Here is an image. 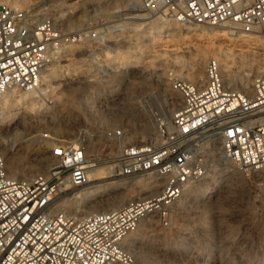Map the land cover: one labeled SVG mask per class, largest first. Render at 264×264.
I'll return each mask as SVG.
<instances>
[{"label": "built area", "instance_id": "built-area-1", "mask_svg": "<svg viewBox=\"0 0 264 264\" xmlns=\"http://www.w3.org/2000/svg\"><path fill=\"white\" fill-rule=\"evenodd\" d=\"M132 5L180 26H221L264 36V0H141ZM113 31L66 30L49 15L0 0V97L9 89L37 91L47 57L65 46L80 49L85 63L98 71L96 79L107 77L111 68L101 64L98 52ZM155 80L162 90L135 96L136 115L120 121L148 126L142 144L126 142L120 123L100 128L99 136L79 128L53 149L47 137L51 166L25 178L9 174L0 153V264H150L135 260L124 247L125 237L146 221L152 229L171 228L187 188L217 176L222 163L242 176L254 201L260 195L264 200V69L244 88L229 85L214 58L205 61L200 83L170 68ZM165 93L175 100L171 108ZM124 95L118 103L122 109ZM101 164L110 166L113 176L145 179L152 191L87 215L54 207L58 195L84 187L87 169Z\"/></svg>", "mask_w": 264, "mask_h": 264}, {"label": "rangeland", "instance_id": "rangeland-1", "mask_svg": "<svg viewBox=\"0 0 264 264\" xmlns=\"http://www.w3.org/2000/svg\"><path fill=\"white\" fill-rule=\"evenodd\" d=\"M6 1L11 5L28 8L34 14L49 15L66 30L81 27H107L114 30L107 36V46L98 52L101 64L111 68L107 77L101 80L94 77L98 71L85 63V56L78 47H63L58 53L54 52L48 58L50 61L45 62L47 65L43 66L42 76L53 69L56 77L41 86L37 92L39 97L35 98V106L22 109L19 105L13 108L12 113H17L15 117L0 116V152L3 149L12 151L18 160L17 174L20 176L21 173L27 174L23 169L26 162L32 163V160L43 158L52 161L49 153L50 140L47 137H52L53 149L57 143H67L79 128H87L89 132L99 136L100 128L120 123L127 130L126 142L133 144L129 132H139L138 129L145 126L135 124L131 119L120 122L135 114L131 104L133 98L140 93L156 90L160 92L163 86L155 80V76H162L169 68L177 76L188 80L186 75L191 58L198 50L207 52V60L214 58L209 52L213 46L245 50L249 47L245 40L251 39L253 43L257 40L261 44L252 49L255 51L254 55L264 53V41L257 34L238 36L226 34V27L180 26L134 8L132 4H138L141 0ZM132 15L148 19L135 23L122 21ZM153 26L157 29L153 30ZM195 34L200 36L196 37ZM64 49L68 52L64 53ZM232 57L234 59L230 62L227 74L235 79L242 78L248 72L238 56ZM140 82L142 86H137ZM235 86L239 87L237 84ZM123 92V98H127V95L129 97L127 102L122 100L121 106L124 109L118 107ZM114 107L117 109L111 110ZM147 133L148 131L145 139ZM55 138L59 140L56 141ZM102 145V142H98L96 146ZM108 148L105 146V150ZM104 166L107 165H100L98 168ZM37 168L38 166L34 172H39ZM213 177L216 178V174ZM120 179L125 178L116 177V180ZM106 181L88 182L84 188ZM193 185L203 189L204 197L206 193H210L208 201L215 203V211H209L205 215V223L200 225L197 213L199 208H195V205L200 206L206 198H199L194 205L188 202L187 206L176 208L171 228H143L146 239L136 244V247L151 248L156 257L152 262L137 257L135 260L150 264H264L263 196L257 197L259 201H254L253 193L242 186L233 197L227 198L222 190L224 188H218L211 179L200 180ZM77 190L78 188H68L61 195L69 196L74 191L78 192ZM257 202L259 205H256Z\"/></svg>", "mask_w": 264, "mask_h": 264}, {"label": "bare ground", "instance_id": "bare-ground-1", "mask_svg": "<svg viewBox=\"0 0 264 264\" xmlns=\"http://www.w3.org/2000/svg\"><path fill=\"white\" fill-rule=\"evenodd\" d=\"M12 6L21 8L20 6H17V5H12ZM156 17H161V16H156ZM161 18H164V17H161ZM146 19L148 18H146L145 16L143 17V16L132 15L130 17L122 19V21L135 23L139 21L140 22L145 21ZM191 27H197V26H191ZM211 27L216 28L217 26H211ZM217 28H225V27L218 26ZM152 29L156 30L157 28L153 26ZM225 33L226 34L230 33L231 35H238V36L248 35V34H241L237 32L232 33L228 30ZM249 34H256V33H249ZM195 36L199 37L200 35L195 34ZM258 37H260V39L262 38V40L264 41V36L259 35ZM251 41H252L251 39L245 40V42L248 43L249 45V47L245 48V50L243 49L234 50V49H229L230 47L226 48L225 46L224 47H221V46L211 47L209 52H211L214 56V59L217 60L220 73L223 76V78L226 79V82L229 85L237 84L239 87H242V88L248 87L250 85L252 77L264 69V53L263 54L261 53V55L258 53L254 55L255 51L252 50L261 44H259V41L257 40H254V43L253 41L252 42ZM65 47H68V46H65ZM71 47H74V46H71ZM67 49H64V53L68 52ZM60 50H62V48L57 50L56 53H58ZM53 54L54 53H51L47 57L46 62L50 61L48 58L51 57ZM206 55H207V52L203 50H198L196 54H193L191 58L190 68L188 69V74L186 75V78H188V80L191 81L192 83H200L203 80V67L206 61ZM232 55L238 56L239 60L241 61L242 66L246 68L248 72L242 78L235 79L227 74L230 62L233 58ZM117 56L121 58L120 55H117ZM45 65L47 64L45 63ZM44 68L45 67H43L41 71V78H40L41 85L37 91H20L19 93L21 92L22 93L19 94V93L14 92L15 89H9V90H6L2 94V96L0 97V116L2 118L15 117L17 113H12V111H13V108L16 106L20 105L22 109L24 108L30 109L33 106H35V103H36L35 98L37 99L39 97L37 95L38 94L37 92L40 90L41 86L43 84L49 83L51 79H54L56 77V74L54 73L55 70L53 72V69L48 70L50 72L46 74L45 76H42V73H44L43 72ZM136 85L142 86V83L140 82V84H136ZM140 89L142 88L140 87ZM166 99L169 100L168 103H169L170 108L175 105V100L172 99L171 96H169V93L166 94ZM125 100L127 99L125 98ZM139 124H142V123H139ZM142 126H145V127L138 129L140 130L139 132L136 130L129 132V135L131 137L130 139H132L135 144H142L145 141V134H146V131H148V126H146V124H142ZM13 128L16 129L17 127L16 128L13 127ZM64 131H67V130H64ZM60 134H63V132ZM138 139H141L142 141H139ZM0 153L4 157L6 169L9 172V174L15 177H19V178H25L31 175L32 173H35L34 169L36 168V166H38L37 169H39L38 170L39 172H43L46 168H48L52 164L51 160L50 162L47 161V158L32 160L33 161L32 163L26 162V165H25L26 167L23 169L27 171V174L22 175L21 173V176H20L17 174V171L19 168L18 160L14 156L12 151L10 149H3ZM101 165H105V164H101ZM99 166L100 165L87 169V174H88L87 180L88 182L107 180L106 182L92 185L87 188H84L86 186L85 185L84 187L79 188L77 190L78 192L75 193L74 191L69 196L58 195L54 199V202H53L54 207L55 208L62 207L72 213H77L79 215H87V214L94 213V212L113 209L126 199L144 195L152 191L151 187L148 185L145 179H132V178L130 179V178L124 177L125 179L116 180L117 176H113L110 170V166L107 165V166L98 168ZM210 179L218 183V188L219 187L224 188L222 190H224L226 195H224L223 193L222 194L227 198L233 197L236 190L239 187L241 188L244 184V180L242 176L238 174L231 166L223 164V163L221 166V170L216 176V178H214L213 175H211L208 180ZM196 185H191L190 187L187 188V190L184 192L181 199L177 203L176 208L182 207L186 205V203L188 202L190 203V205L191 204L194 205L195 202L198 203L199 198H202V199L206 198L205 199L206 201L205 202L203 201V203H201L202 205L201 204L200 206L197 204L195 205L196 206L195 208L197 209L199 208L197 212L198 217H199L198 223L203 226V224L205 223V220H204L205 215L209 211L214 210L215 203L214 204L210 203L211 200L208 201V199L211 196L210 193H206V196L204 197L203 194L205 193L203 189H200ZM145 227H150V224L147 221L141 223L135 231L130 233L128 236H126L124 239V247L131 250L134 257H137L140 260L148 259L149 262H152V260L155 259L156 256L154 255L151 248L146 247V249H143L141 247H136V244L142 243L146 239L145 232L143 233L142 231V229ZM219 250L220 248L217 251ZM217 257H219V252L217 254Z\"/></svg>", "mask_w": 264, "mask_h": 264}]
</instances>
